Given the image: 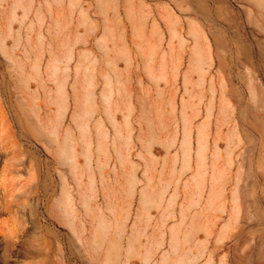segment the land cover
Masks as SVG:
<instances>
[{"label": "rangeland", "instance_id": "rangeland-1", "mask_svg": "<svg viewBox=\"0 0 264 264\" xmlns=\"http://www.w3.org/2000/svg\"><path fill=\"white\" fill-rule=\"evenodd\" d=\"M0 264H264V0H0Z\"/></svg>", "mask_w": 264, "mask_h": 264}]
</instances>
